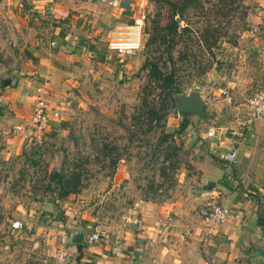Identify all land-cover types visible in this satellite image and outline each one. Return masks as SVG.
<instances>
[{"label": "rangeland", "instance_id": "rangeland-1", "mask_svg": "<svg viewBox=\"0 0 264 264\" xmlns=\"http://www.w3.org/2000/svg\"><path fill=\"white\" fill-rule=\"evenodd\" d=\"M134 2L135 15L144 12L145 16L143 48L130 56H116L106 51L107 40L100 42L102 51L96 49L93 61H87L86 71L74 78L76 83L64 107L58 109V118L49 120L38 157L21 151L8 162L0 163V264H39V259L48 253L46 235H50L39 225L42 222L48 227L53 215L88 218L100 233L111 232L117 230L134 200H161L180 187L182 168L193 155L187 147L188 139L179 136L183 132L180 127L193 115L181 116L173 105L167 108L164 122L148 126L136 109L145 90L143 62L151 56L146 32L156 17L164 22L166 5L149 0ZM241 3L245 9L242 18L233 15L228 24L211 22L212 32L221 27L211 46V56L200 57L196 43H192L188 53L195 52V64L182 63L181 70L174 74L180 93L193 87L200 89L202 111L189 121V131L196 136L208 127L223 130L235 126L245 114L246 99L257 90L264 91L259 82L264 64V0ZM190 20L194 22L189 27L196 33L190 31L188 36L194 40L204 22L201 17L190 16ZM115 24L109 23L106 33L111 34ZM17 40V36L6 35L0 28V58L5 67L20 63L21 53L10 46H18ZM178 48L181 49L175 46L171 50L173 59L179 56ZM198 62L210 65L199 73ZM162 98L155 97L159 103ZM24 125L28 128L27 123ZM204 144L201 143V150ZM56 174L64 178L79 176L77 190L60 196L64 189L59 187ZM52 205L61 210L50 212L48 218L45 213ZM28 212L40 214L32 229L26 223ZM15 220L22 222L21 229L12 228ZM69 227L68 231L73 229L71 223Z\"/></svg>", "mask_w": 264, "mask_h": 264}, {"label": "crops", "instance_id": "crops-1", "mask_svg": "<svg viewBox=\"0 0 264 264\" xmlns=\"http://www.w3.org/2000/svg\"><path fill=\"white\" fill-rule=\"evenodd\" d=\"M134 1L112 0L110 5L107 0H0V28L17 36L18 46H10L21 53L20 63L13 67H5L0 58V163L22 151V134L13 126L27 123L35 86L45 82L49 113L63 108L74 78L86 71L96 49L102 51L100 42L110 38L109 23L129 21L135 15ZM106 51L112 54L107 45ZM263 67L259 82L264 85ZM192 115L187 126L180 127L179 136L188 139L193 155L182 168L177 191L161 200H134L117 230L99 232L91 245L84 239L97 225L88 218L53 215L48 227L40 221V229L50 233L43 257L65 232L70 257L64 264H264V233L256 216L259 212L264 218V121H251L245 137L236 140L218 127H211L210 136L207 131L191 134L189 121L197 117ZM228 143L234 158L222 163L215 152ZM208 202L226 207L228 214L224 222L207 229L198 209ZM60 210L52 205L45 214L49 218L50 212ZM27 215L32 229L40 214ZM70 223L73 229L68 231ZM79 231L82 240L70 242ZM46 264L57 263L48 258Z\"/></svg>", "mask_w": 264, "mask_h": 264}, {"label": "trees", "instance_id": "trees-1", "mask_svg": "<svg viewBox=\"0 0 264 264\" xmlns=\"http://www.w3.org/2000/svg\"><path fill=\"white\" fill-rule=\"evenodd\" d=\"M154 4L166 5V14L164 22H160L159 17L151 21L150 28L146 32L148 34L146 45L149 50L150 57L143 62L146 70L145 90L139 105L136 108L137 114L144 116L145 122L150 126L152 123L159 124L167 114V108L173 106L174 93H180L181 88L174 81V74L181 70L182 63L185 66L195 64L196 54L190 52V45L196 43L197 51L201 57L203 54L211 56V46L219 35L220 26L217 31H213L211 22L217 24H228L233 15L242 18L245 15V9L241 0H149ZM190 16L201 17L203 27L198 35L193 38L188 36L192 31L189 25L194 22L190 20ZM181 22V23H180ZM145 29V28H144ZM145 32V30H144ZM196 33V31H192ZM177 46V56L173 59L172 49ZM177 62V64H176ZM199 73L206 70L210 62L203 65L197 63ZM200 65V66H199ZM184 68V67H183ZM158 93H155L157 92ZM162 95V101L159 103L155 97ZM185 113H180L184 115ZM142 124L144 122L141 121ZM165 136L168 133L164 134ZM163 151V150H162ZM165 153V156H168ZM172 165V164H171ZM59 187L64 190L60 196L74 193L79 186V176H70L64 178L61 174H56ZM257 221L261 225L262 233H264V218L259 212L256 214Z\"/></svg>", "mask_w": 264, "mask_h": 264}, {"label": "built area", "instance_id": "built-area-1", "mask_svg": "<svg viewBox=\"0 0 264 264\" xmlns=\"http://www.w3.org/2000/svg\"><path fill=\"white\" fill-rule=\"evenodd\" d=\"M112 5V0H107ZM144 12H139L131 18L130 22H119L113 25L110 38L107 40V49L116 56H130L136 54L142 48V27L144 23ZM35 99H33L32 109L27 121L28 128L24 124H15L13 130L22 134L23 143L21 144L22 152L30 154L32 158L38 157L40 143L45 139V131L48 129L50 119H57L58 112H48L47 95L48 89L44 81L35 86ZM245 117L240 120L234 127L224 128L223 131L228 138L242 140L250 121L253 119L264 120V91L257 90L253 92L244 104ZM214 130L207 128L206 136L212 135ZM228 143L223 145L222 151H216V156L222 163H230L234 158V149ZM199 217L203 225L208 229L215 224H221L226 219L228 210L226 207L216 202H208L198 209ZM12 228L19 230L22 228V222L15 220L11 223ZM46 231V229H44ZM48 237V233L46 235ZM99 239L98 227L88 232L84 242L88 245L93 244ZM70 251L68 246V237L65 233L60 234L55 245L47 257H42L41 264H46L48 258H51L57 264H64L69 260Z\"/></svg>", "mask_w": 264, "mask_h": 264}, {"label": "water", "instance_id": "water-1", "mask_svg": "<svg viewBox=\"0 0 264 264\" xmlns=\"http://www.w3.org/2000/svg\"><path fill=\"white\" fill-rule=\"evenodd\" d=\"M201 99L200 89L197 87L191 88L187 93H174V109L177 114L191 113L199 114L202 111L203 103ZM83 238V233L78 232L70 238V242H78Z\"/></svg>", "mask_w": 264, "mask_h": 264}]
</instances>
